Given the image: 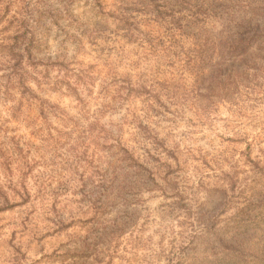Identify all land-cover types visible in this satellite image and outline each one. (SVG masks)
I'll return each instance as SVG.
<instances>
[{"label":"rangeland","instance_id":"374dc122","mask_svg":"<svg viewBox=\"0 0 264 264\" xmlns=\"http://www.w3.org/2000/svg\"><path fill=\"white\" fill-rule=\"evenodd\" d=\"M26 1L12 10L32 29L39 100L12 117L0 96V140L25 160L0 166V264H264V63L225 47L192 61L228 38L200 0H163L161 19L133 0ZM103 128L144 169L108 191Z\"/></svg>","mask_w":264,"mask_h":264},{"label":"trees","instance_id":"16d2710c","mask_svg":"<svg viewBox=\"0 0 264 264\" xmlns=\"http://www.w3.org/2000/svg\"><path fill=\"white\" fill-rule=\"evenodd\" d=\"M19 0H0V96L7 100L13 101L11 107L12 117H18L22 114L23 101H27L32 104L33 100H39V98L32 91L28 79L31 78L29 69L27 66L32 64V51L28 48L29 37L27 34L32 35V29L28 25V20L24 18L17 11H13L12 7ZM23 2L26 0H22ZM27 2V1H26ZM135 5H138L145 14L154 15L155 17L162 18L165 16L164 10L167 9L166 3L163 0H133ZM97 6L101 10V4L99 0H96ZM29 4V2H27ZM200 7H204L205 11L209 9V16H215L222 18L226 27L228 28V34L223 43H220L213 39L215 36H209L208 41L203 39L197 42V55L191 59L194 61L196 57L200 61L204 60V57H208L207 53L210 47L217 48H229L231 53H237V57L243 60V55L254 54L257 57L258 63H264V0H200ZM214 12H219L216 15ZM213 14V15H212ZM27 18V17H26ZM216 20V19H215ZM191 22V19H187L186 23ZM206 53V55H205ZM199 55V56H198ZM190 60V59H189ZM199 61V62H200ZM260 65L255 67L253 64L251 68L258 70ZM254 71V70H253ZM255 72V71H254ZM258 75L253 73L252 75H246V78H256ZM5 80V82L3 81ZM70 85V83H69ZM67 83V86H70ZM206 89H209L206 86ZM17 92L20 98L15 97ZM49 105L39 104V115L46 118ZM141 125H138L139 127ZM142 132L144 134L143 139L151 138L152 141L159 143L156 132H152L150 128L148 131L146 127H143ZM105 135L102 137V145H109V149L112 154L116 155V164L110 165V174H100L97 178L99 188L108 191L109 188L115 185V181L118 179L120 170L123 166L128 169L144 170L137 162L135 156L134 147L129 148L121 143L120 135L114 133L111 129L103 128ZM140 133V131H139ZM0 145H16L14 149L5 147V151H2L0 147V166L8 168L11 166L10 161L18 158L19 161L25 164V160L19 158L20 148L18 145H23L18 138L11 136L5 140H0ZM155 150L163 148L162 145H155ZM20 150V151H18ZM116 152V153H114ZM147 152V151H146ZM110 153V155H111ZM175 152H169L170 157H174ZM2 158V159H1ZM175 158V157H174ZM176 160V159H175ZM167 165V164H166ZM27 167V165H26ZM141 167V168H140ZM11 168V167H10ZM24 189V188H23ZM27 191H25L26 193ZM28 195V194H27ZM103 205V201H101ZM95 212L103 210L101 206L94 207ZM264 263V262H263Z\"/></svg>","mask_w":264,"mask_h":264}]
</instances>
